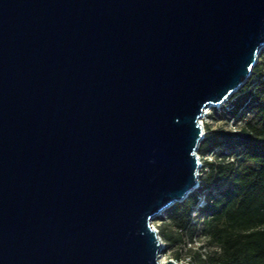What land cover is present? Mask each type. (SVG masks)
Returning <instances> with one entry per match:
<instances>
[{"label": "water", "instance_id": "95a60500", "mask_svg": "<svg viewBox=\"0 0 264 264\" xmlns=\"http://www.w3.org/2000/svg\"><path fill=\"white\" fill-rule=\"evenodd\" d=\"M263 50L264 0H0V264H178L152 222Z\"/></svg>", "mask_w": 264, "mask_h": 264}, {"label": "trees", "instance_id": "16d2710c", "mask_svg": "<svg viewBox=\"0 0 264 264\" xmlns=\"http://www.w3.org/2000/svg\"><path fill=\"white\" fill-rule=\"evenodd\" d=\"M254 76H262L263 80L259 79L246 96L255 102L250 108L262 125L261 129H255L256 135H260L264 130V50L252 70ZM249 84L250 81L244 90ZM231 144L242 148L237 152L235 174L234 164L214 167L207 163L211 170L201 178L202 187L226 180H230V185L219 199L204 209L205 220L200 232L223 238L222 264H264V138L236 137L228 132L208 130L198 152L204 155L212 148ZM197 197L198 192L191 193L181 203L170 207L164 213L166 217L162 216L176 228L177 243L185 236L192 238L198 231L196 225L190 223V212Z\"/></svg>", "mask_w": 264, "mask_h": 264}, {"label": "built area", "instance_id": "2783aa9c", "mask_svg": "<svg viewBox=\"0 0 264 264\" xmlns=\"http://www.w3.org/2000/svg\"><path fill=\"white\" fill-rule=\"evenodd\" d=\"M259 79L263 80V77H252L251 74V77L246 82L247 84L250 81L247 90H244L245 84L223 102L212 105L204 110V113L199 120L202 130V141L208 130L228 132L236 137L249 135L253 139L264 138V130L260 135H256L255 133V129H261L262 125L255 117L253 109L250 108V104L255 102H253L250 96H246V93L256 86ZM211 124L214 125L210 126ZM202 141L200 142L196 153L198 162L197 185L192 192H198V197L196 204L190 212V223L191 225H196L197 230L202 228V224L205 220L204 209L208 205H211L215 200L219 199L222 196V193L227 190L230 185V180H226L218 184H212L208 187H202L201 178L211 170L207 163L213 164L214 167L219 164H234L233 173L235 174V160L238 157L237 152L242 149L241 147H235L231 144L230 146H218L212 148L209 152L202 155L198 152ZM163 215L164 213L161 216ZM152 226L158 232L153 222ZM175 263H177V261H175Z\"/></svg>", "mask_w": 264, "mask_h": 264}, {"label": "rangeland", "instance_id": "374dc122", "mask_svg": "<svg viewBox=\"0 0 264 264\" xmlns=\"http://www.w3.org/2000/svg\"><path fill=\"white\" fill-rule=\"evenodd\" d=\"M215 123V122H213ZM211 124L210 126H213ZM205 153V152H202ZM207 185V184H206ZM163 217H166L163 215ZM158 235L165 245V251L161 259L173 260L178 264H222L221 245L223 238L201 233L198 230L192 238L183 237L182 242L177 243L179 238L176 228L162 216L153 221ZM170 236V239H168Z\"/></svg>", "mask_w": 264, "mask_h": 264}, {"label": "bare ground", "instance_id": "6f19581e", "mask_svg": "<svg viewBox=\"0 0 264 264\" xmlns=\"http://www.w3.org/2000/svg\"><path fill=\"white\" fill-rule=\"evenodd\" d=\"M161 261H162V262H165V259L162 258Z\"/></svg>", "mask_w": 264, "mask_h": 264}]
</instances>
